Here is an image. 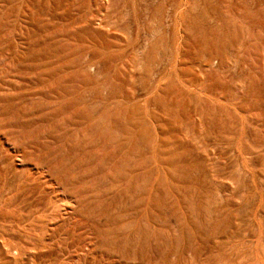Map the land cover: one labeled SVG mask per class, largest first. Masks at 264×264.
Segmentation results:
<instances>
[{
    "label": "rangeland",
    "instance_id": "obj_1",
    "mask_svg": "<svg viewBox=\"0 0 264 264\" xmlns=\"http://www.w3.org/2000/svg\"><path fill=\"white\" fill-rule=\"evenodd\" d=\"M263 96L264 0H0V201L119 202L115 190L140 181L119 162L153 171L154 152L189 166L174 171L181 183L220 189L242 179L243 158L263 183Z\"/></svg>",
    "mask_w": 264,
    "mask_h": 264
},
{
    "label": "bare ground",
    "instance_id": "obj_2",
    "mask_svg": "<svg viewBox=\"0 0 264 264\" xmlns=\"http://www.w3.org/2000/svg\"><path fill=\"white\" fill-rule=\"evenodd\" d=\"M177 43H175L177 44L176 45L177 50L175 51L176 52L175 54L177 55V59H178L180 55L182 56L183 53L180 54L179 49H181V46L178 41ZM214 78L215 77H213V79ZM199 88H200V85H199ZM187 104L185 106H187ZM149 109L147 112H149ZM134 113L135 112L133 111V113H131L132 114L131 116H133ZM163 117L165 118V116ZM171 117L172 116L170 115V118ZM147 118H148V122L150 123V120L152 118L150 119L149 117ZM225 126L227 127V125ZM117 131H120V129L116 130V132ZM112 132L113 131H111V133ZM136 133H138L139 135L141 134L140 136H142L143 134L142 137L146 135V133L143 132V130L142 132L138 131ZM117 134H120V132ZM128 137H131V136H128ZM136 137L132 136V138H136ZM109 138L110 137H108V139ZM144 138L145 140L147 139L146 137ZM141 140H143V138ZM262 142H260V144ZM103 143H104V139H103ZM98 145L100 146L101 144H98ZM238 145L237 147L239 148ZM208 147H210V145ZM254 154H255V151H254ZM122 155L123 156L121 159L125 157L124 153ZM131 155L133 154H130V156ZM112 156L114 157L115 155L113 154ZM119 156L115 158L119 159L120 158ZM126 156L128 155L126 154ZM106 157H108V155ZM135 157L138 158V156H135ZM125 158L122 162L121 161L119 162L120 164L119 166L121 167L118 166V169L122 168L121 170L124 171V175H122L123 173L120 171L121 175L125 177V179L128 181L129 180H133V181L140 180V181H138L137 184H134V186H133V182L131 185V181L129 182L127 181L128 183L125 184L123 188L121 189L119 188L118 191H116L117 190L116 189L115 195L117 194V197L119 196V198L117 199L115 197V200H118L119 202L114 201V199H110V201H108L109 199L108 198L107 200L104 199V201L105 200L107 201L106 202L107 204L105 203L103 205L102 204L104 202L103 201L101 202L99 206L87 204L86 202H85L86 204L85 203L82 204L83 201L80 204L78 203L70 204V205H67L66 207L65 206L61 207L60 205L57 206L56 204H53V203L52 204L56 206H53L52 204L51 206L46 203L44 205L42 203H41L42 205H38V203L35 204V202L34 203H32L31 201L27 202L28 198L26 197L27 200L25 199V193H21V191L19 190L17 192V195L14 196L15 199L13 198V202L15 201L14 203H11V201L9 202V200H8L9 203L0 201V264H264V194H263L264 193L263 192L264 182L260 183L259 180L257 179L256 175H258L259 173L254 175L253 172L255 170L254 171L252 170L253 172H251L250 169H248L249 165H247L243 157H242L243 159L240 160L241 161L240 165L242 168L241 177L243 180L239 179L240 177L237 178V176L233 177L232 175L231 176L228 175L227 181L229 180L228 181L229 183L227 182L228 184L222 185L221 187L219 186L220 189L219 188L212 189L210 187L211 185L207 186L206 183H205L206 186L202 183L204 185L203 186L199 181L200 177L199 178L197 177L198 178L197 181L195 180L197 178L192 179L196 181L195 184H192V180L191 182H189V179L191 178H189L188 181L187 180L184 181L185 178L182 179L183 178L182 177L183 175H182L181 176L182 178L181 177L180 178L183 180V182L181 183V180L178 179V177L174 173L175 168L173 167V165L172 167H170V164H176L172 162H175V160H177V156H171V155L165 156V155H162L161 152L160 153L154 152L153 156L151 157V159L153 160L152 163L154 165V168H153V171H149L150 169H147L148 172L147 170L146 172L142 170V168H144L145 165H142V164L141 166L139 165L141 167L140 168L138 164H135L137 162L135 158H132L134 159V161L127 159V158L125 159ZM240 158L241 156L239 157V159ZM231 159L233 160V158ZM101 160L103 161V159ZM235 160L237 161V159ZM131 161L132 163L135 162L134 163L135 165L131 164L132 167L134 166V168L132 169H130L131 165L129 164ZM114 163L116 164L115 161ZM114 163H113V166L114 168L117 169V166L115 167ZM166 163L169 165L170 168L166 166ZM185 163H183V165H186ZM108 165H109V161H108ZM150 165L151 164L149 163V168H150ZM153 165L151 166L153 167ZM177 165H178L177 168H179L181 163L179 164L177 163ZM183 165L180 166L182 167V169L184 167ZM187 166L188 165H186L184 169L187 168ZM190 166H193V164ZM126 168L128 169L126 170ZM179 169L181 172L182 171L181 168ZM179 169H177V171L175 172L179 173ZM184 169L182 173L184 172ZM188 170L190 169H187V171ZM111 171L113 175L114 170H111ZM186 172L185 174L183 173L185 176H186ZM57 173L59 172L57 171ZM188 173H190V171H188L187 174ZM117 174L119 173H116V175L115 174L114 175L118 176ZM226 174H227V171H226ZM112 175H110L109 177H111ZM178 176H180V174ZM201 176L204 178L208 177L205 174H202ZM262 177L264 178V174ZM36 179L38 180V178ZM112 179H113V176H112ZM244 181L248 183H245ZM139 182L140 183L142 182V185H140ZM72 183L74 184V182ZM80 183H82V180ZM124 183L122 182L121 184H124ZM19 189H22V188H19ZM110 189L112 190L113 188H110ZM106 191H108L109 193L111 192L109 189L108 190L106 189ZM112 193L111 195L114 197V192ZM227 193H229V195H227ZM19 195H21V197L17 200ZM45 197L46 196L44 195L43 198ZM233 198H236L237 200L239 199V201ZM15 208H17L16 211L18 212L17 213L18 217H16L17 215H15V217L13 215H10L9 211L15 210Z\"/></svg>",
    "mask_w": 264,
    "mask_h": 264
}]
</instances>
